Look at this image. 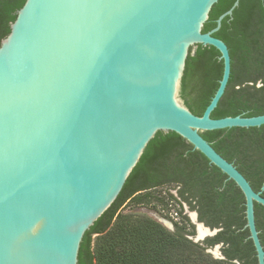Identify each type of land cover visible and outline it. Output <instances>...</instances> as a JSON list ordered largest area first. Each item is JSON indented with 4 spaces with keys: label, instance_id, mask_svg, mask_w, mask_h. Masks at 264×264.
<instances>
[{
    "label": "water",
    "instance_id": "95a60500",
    "mask_svg": "<svg viewBox=\"0 0 264 264\" xmlns=\"http://www.w3.org/2000/svg\"><path fill=\"white\" fill-rule=\"evenodd\" d=\"M217 0H24L0 39V264H77L86 230L114 202L156 132H174L233 180L257 264L264 248L254 205L263 186L200 134L254 127L264 113L213 118L230 76L226 43L202 27ZM219 51L223 70L201 115L180 97L196 46ZM264 93V84H263ZM217 258L219 229L197 220ZM206 229L198 235V226ZM212 250V251H211Z\"/></svg>",
    "mask_w": 264,
    "mask_h": 264
},
{
    "label": "trees",
    "instance_id": "16d2710c",
    "mask_svg": "<svg viewBox=\"0 0 264 264\" xmlns=\"http://www.w3.org/2000/svg\"><path fill=\"white\" fill-rule=\"evenodd\" d=\"M24 0H0V39ZM234 0H217L202 31ZM213 36L222 39L230 54V76L212 110L213 118L264 113V0H239ZM223 70L219 51L198 44L189 53L180 97L201 115L214 94ZM200 134L247 178L254 190L264 187V124L203 130ZM174 186L177 197L170 189ZM264 196V188L262 190ZM166 199L186 202L198 218L219 231L207 243H221L224 258L213 257L189 239L193 225L174 221L176 232L156 219L137 215L126 207L162 205ZM255 223L264 248V206L254 205ZM168 217L166 213L163 215ZM244 197L218 167L174 132L158 131L148 142L114 202L90 226L81 240L77 264H257L248 230L244 227ZM185 231H188L187 233Z\"/></svg>",
    "mask_w": 264,
    "mask_h": 264
},
{
    "label": "rangeland",
    "instance_id": "374dc122",
    "mask_svg": "<svg viewBox=\"0 0 264 264\" xmlns=\"http://www.w3.org/2000/svg\"><path fill=\"white\" fill-rule=\"evenodd\" d=\"M162 188H163V190H165V189L167 190L169 188L170 192L173 193L177 197V191H176V188H174V186L170 185V186H165ZM166 200H167L166 203L172 204L170 207L167 205V208H166L162 205L157 204L156 207L153 208L150 204L147 206L146 205H139V206L130 207V208L126 207L125 211L131 210V212L134 214L156 219L157 221L162 223L167 229H169L172 232H176L175 226L173 224L174 221L179 222L178 224H180V222L182 224L183 223H187V224L193 223L194 224V220L192 219V214L194 213L195 210H191L190 207H188V204L186 202H183L182 204H180L179 202L174 201V199H171V200L166 199ZM174 211L178 212V215L176 216V217H178L177 219L173 218L170 215V213H173ZM165 213L168 217L163 216ZM187 228L190 230L189 233H187L188 231H185L187 233V235L194 237L196 234L195 224H194V228L192 226H189ZM203 241H204V238H203ZM209 253L213 257H215L213 255V253H211V252H209Z\"/></svg>",
    "mask_w": 264,
    "mask_h": 264
},
{
    "label": "flooded vegetation",
    "instance_id": "af4514ba",
    "mask_svg": "<svg viewBox=\"0 0 264 264\" xmlns=\"http://www.w3.org/2000/svg\"><path fill=\"white\" fill-rule=\"evenodd\" d=\"M188 207H189V206H188ZM195 212L197 213L196 210H195ZM197 220H198V221H201V220H199V218H198V213H197ZM202 222L206 225V223H205L204 221H202ZM191 224L193 225V228H194V224H195V222H194V224H193V223H191ZM195 226H196V224H195ZM207 226H208V225H207ZM209 227H211V226H209ZM211 228H214V227H211ZM215 228H218V227H215ZM218 229H219V228H218ZM218 231H219V230H218ZM218 231H217V232H218ZM217 232H216V233H217ZM216 233H215V234H216ZM215 234H214V235H215ZM214 235L204 237V241H203L204 245H206V246H212V245H214V244H216V243H220V242H216V243H214V244H209V243H207V241H206L207 238L213 237ZM186 236H187V235H186ZM220 249H221V247H220Z\"/></svg>",
    "mask_w": 264,
    "mask_h": 264
},
{
    "label": "bare ground",
    "instance_id": "6f19581e",
    "mask_svg": "<svg viewBox=\"0 0 264 264\" xmlns=\"http://www.w3.org/2000/svg\"><path fill=\"white\" fill-rule=\"evenodd\" d=\"M197 231H198V235L199 236H202V235H204L206 233V229L203 228L201 225L198 226V230Z\"/></svg>",
    "mask_w": 264,
    "mask_h": 264
},
{
    "label": "built area",
    "instance_id": "2783aa9c",
    "mask_svg": "<svg viewBox=\"0 0 264 264\" xmlns=\"http://www.w3.org/2000/svg\"><path fill=\"white\" fill-rule=\"evenodd\" d=\"M172 204L171 203H168V206L170 207ZM170 215L173 217V218H175V219H177L178 217H176L177 215H178V212H176V211H174L173 213H170Z\"/></svg>",
    "mask_w": 264,
    "mask_h": 264
}]
</instances>
